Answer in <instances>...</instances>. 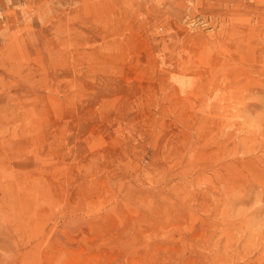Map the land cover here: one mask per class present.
Returning a JSON list of instances; mask_svg holds the SVG:
<instances>
[{"label": "rangeland", "instance_id": "374dc122", "mask_svg": "<svg viewBox=\"0 0 264 264\" xmlns=\"http://www.w3.org/2000/svg\"><path fill=\"white\" fill-rule=\"evenodd\" d=\"M258 98L264 0H0V264H264Z\"/></svg>", "mask_w": 264, "mask_h": 264}, {"label": "bare ground", "instance_id": "6f19581e", "mask_svg": "<svg viewBox=\"0 0 264 264\" xmlns=\"http://www.w3.org/2000/svg\"><path fill=\"white\" fill-rule=\"evenodd\" d=\"M251 23H252V22H251ZM244 72H245V71H244ZM226 82H227V81H226ZM255 98H256V97H255ZM258 99H260V98H258ZM231 100H232V99H231ZM250 100H251V98H250ZM254 100H255V99H254ZM260 100H262V99H260ZM257 101H258V100H257ZM262 101H264V100H262ZM262 101H261V102H262ZM231 102H232V101H231ZM258 102H259V101H258ZM260 104H261V103H260ZM263 104H264V103H263ZM263 106H264V105H263ZM263 113H264V112H263ZM245 121H246V120H245ZM241 122H242V121H241ZM224 125H225V124H224ZM254 126H255V125H254ZM251 128H252V127H251ZM251 128H250V129H251ZM228 132H229V131H228ZM225 137H226V136H225ZM243 140H244V139H243ZM239 142H240V140H239ZM255 144H256V143H255ZM243 146H244V145H243ZM243 146H242V148H243ZM245 146H246V145H245ZM250 146H252V144H251ZM250 146H249V147H250ZM249 147H248V148H249ZM246 149H247V148H246ZM242 150H243V149H242ZM250 151H251V150H250ZM242 152H245V151H242ZM247 152H248V151H247ZM252 152H253V151H252ZM233 153H234V152H233ZM233 153H232V155H233ZM254 153H255V152H254ZM245 154H246V153H245ZM251 154H252V153H251ZM230 156H231V155H230ZM230 156H229V157H230ZM258 159H259V158H258ZM221 186H222V185H221ZM258 198H259V197H258ZM218 263H219V262H218Z\"/></svg>", "mask_w": 264, "mask_h": 264}]
</instances>
